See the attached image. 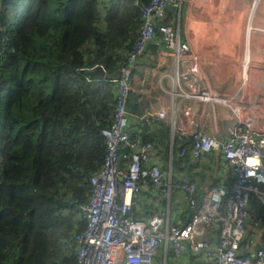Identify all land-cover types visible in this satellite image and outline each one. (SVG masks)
Listing matches in <instances>:
<instances>
[{"label":"trees","instance_id":"trees-1","mask_svg":"<svg viewBox=\"0 0 264 264\" xmlns=\"http://www.w3.org/2000/svg\"><path fill=\"white\" fill-rule=\"evenodd\" d=\"M149 1L0 0V264H78L79 205L104 163L112 80ZM99 65L103 80L90 75ZM141 121L143 139L168 152L169 128L154 130L165 121L151 130ZM191 138L174 140L180 170Z\"/></svg>","mask_w":264,"mask_h":264},{"label":"built area","instance_id":"built-area-1","mask_svg":"<svg viewBox=\"0 0 264 264\" xmlns=\"http://www.w3.org/2000/svg\"><path fill=\"white\" fill-rule=\"evenodd\" d=\"M180 2L150 0L140 7L143 24L137 40L120 65L119 75L112 80L115 107L109 126L102 130L106 146L104 163L89 179L92 191L88 200L79 205L86 227L74 239L78 264H161L158 259L162 250L176 259L191 252L209 264H264V246L250 255L240 253L246 224L250 222L256 227L264 224V137L247 122L246 114L251 106L248 98L230 99L236 123L228 139L193 131L191 147H181L179 155L190 153L195 162L205 153L221 151L225 165L231 170L230 185L209 188L199 204L195 184L179 180L174 185L172 170L167 172L150 163L156 143L144 140L140 127L129 126L128 101L133 74L149 44L157 37L163 55L172 53L179 57L178 34L164 20L168 7L178 6ZM189 58L184 70L177 71V81L183 82V95L187 99L210 100L208 77L212 57L196 54ZM184 115L192 124L194 112L190 105ZM140 119L151 130L157 120L170 119V111L149 109ZM185 135L181 132L176 138L182 141ZM126 148L127 151H120ZM148 182L163 198H171L175 188L181 189L193 209L191 219L182 225L170 223L159 212L139 219L136 207L142 187ZM253 204H256L254 210Z\"/></svg>","mask_w":264,"mask_h":264},{"label":"crops","instance_id":"crops-1","mask_svg":"<svg viewBox=\"0 0 264 264\" xmlns=\"http://www.w3.org/2000/svg\"><path fill=\"white\" fill-rule=\"evenodd\" d=\"M164 22L178 34L180 58L172 53L163 55L157 37L152 42L157 48H148L133 74L128 101L129 126L138 127L142 122L140 117L149 109L170 111V119H162L165 126L154 129L160 133L164 127L169 128V141H163L168 142L170 148L167 152L159 145L152 151L150 163L158 164L167 172L172 170L173 178L193 182L199 204L209 188L230 185L231 170L218 150L205 153L198 162L190 156L189 167L176 168L173 164L174 140L185 132L188 143L193 131L228 139L236 123L229 106L234 97L248 98L251 106L246 114L247 122L264 137V0H181L178 6L168 7ZM196 54L212 57L208 77L212 98L207 101L185 98L183 82L177 81L178 69L181 73L189 57ZM188 105L194 112L192 124L184 115ZM184 194L175 188L171 198H163L148 182L142 187L136 216L147 219L159 212L170 223L185 224L193 211ZM251 208L254 210L256 204ZM215 239L213 235L214 242ZM261 246H264V224L256 227L247 223L240 253L250 255ZM158 263L209 264L191 252L176 259L165 250L160 252Z\"/></svg>","mask_w":264,"mask_h":264},{"label":"water","instance_id":"water-1","mask_svg":"<svg viewBox=\"0 0 264 264\" xmlns=\"http://www.w3.org/2000/svg\"><path fill=\"white\" fill-rule=\"evenodd\" d=\"M149 47L156 49L157 45L156 44H149ZM90 75L97 80H103L106 78V71L104 69L103 66L99 65L97 66L95 69H93L92 71H90ZM128 149H121V152L127 151ZM150 180V179H149Z\"/></svg>","mask_w":264,"mask_h":264}]
</instances>
